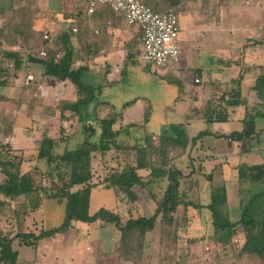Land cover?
Wrapping results in <instances>:
<instances>
[{"label":"crops","instance_id":"0c3cea01","mask_svg":"<svg viewBox=\"0 0 264 264\" xmlns=\"http://www.w3.org/2000/svg\"><path fill=\"white\" fill-rule=\"evenodd\" d=\"M247 3L249 4V0ZM250 3H256L261 9V16L255 28L252 24L255 20H251V29H246L247 36H244L245 42L242 46L234 42H230L226 47L219 46L212 37L214 30L205 36L200 30L205 31L206 29H203L197 20H193L192 26L181 33L180 38L186 35L190 48H195L193 45L195 46V42L202 36L205 40L202 43L205 49L201 45L202 47H198L196 52L193 49L191 53L199 54L205 51L204 57L209 59L206 64L199 55L200 59L195 62L192 58L194 55L187 51L185 59L181 58L180 54L179 61L167 68L168 72L166 70L163 75L160 74V77L168 82L170 87L177 84L185 89L184 98L188 99L189 106L187 109L179 107L181 121H169L166 117V110H164L165 118L163 119V110L160 105L153 102L154 105L151 103L147 122L124 124V120H120L115 125V129L122 126L131 129L139 127L147 129L146 136L153 139L161 135L162 125L184 124L190 138L206 133L188 148L185 155L175 161V165L185 175H189L190 171L194 170L190 177L181 181V188L189 200H197L204 206L196 209L195 213L194 207L186 210L182 207L181 216L185 217V221L182 220L184 226L179 228L180 230L186 231L195 222H200L203 227V221H201L203 215L208 214L211 218L207 205L210 203L214 186H226L228 211L231 218L229 208L231 186H236L240 196L238 201L241 204L243 199L244 204L245 200L251 201L256 194L260 193L255 192L258 186L264 185L263 182L254 184L247 182L241 187L237 170L242 163L250 166L264 164V99H261L255 90L257 79L264 76V0H250ZM29 16H33V32L27 35V31L21 33V30L22 26L28 22ZM74 29L76 31H73ZM45 34H50L51 41H44ZM62 34L70 37L75 48V66L88 67L89 72L95 74L93 80L101 82L99 85L101 87L100 98L104 99L100 101L105 104H102L100 108L107 107L110 112H113L111 107L115 106L113 105L115 101L120 106H125L121 101L122 93H119L118 89L115 92L112 91L114 89L112 87L124 79L122 73L128 71L127 63L133 56L131 51L133 47L138 45L142 51L140 29L129 25L122 15L114 13L105 6H99L95 13L87 14L85 0H0V51L6 54L12 52L21 54L24 60L18 71L9 67L11 69L9 73L2 75L0 79L5 82L0 84V146L5 143L9 144L12 152L22 157L20 171L33 174L35 179H37V173H42L38 169L42 171L47 169L46 162L37 159V150L44 136L55 140L68 137L67 142L60 143L58 151L63 147L69 149V135L72 134V129H68L67 125L73 122V118L77 119L73 112L65 109L66 105L77 101L75 86L68 82H57L55 79L42 75L40 64L41 50L48 44L58 41ZM217 52L221 57L216 56ZM227 58H235V61L229 63ZM149 69L151 71L153 66L150 65ZM28 76L33 77L29 82L27 81ZM239 77H242V81L237 86L233 84V81ZM197 79L199 82H196ZM220 88H226L229 92H238L241 103L228 106L227 121L208 123L205 118L206 106L209 100L221 93ZM117 93H119L118 99L113 98L112 96ZM177 95L176 90L174 96L166 102L167 105L173 106V114H176L178 109ZM248 116L255 118V131L250 138L240 141L224 137L233 132H242ZM24 117L33 121L35 119L42 121L41 126L37 128V131L41 132L39 136L33 135V129L36 130V126L32 129L18 127L17 122ZM156 120H158L155 126L157 131H151L150 126ZM52 125H56L53 127L54 130ZM67 131L70 132L66 134ZM189 158H192V163ZM27 162L31 163V170L27 168L29 171L25 165ZM209 175L211 178H208ZM196 178L200 179L197 183L193 181ZM58 179L59 177L53 173L44 181H49L50 186L52 181ZM4 180L5 175L0 168V183ZM194 184L202 185L203 189L196 193ZM167 185V180L156 182L152 185V190L156 194L160 193L158 195L161 197V192ZM49 186L44 184V188ZM154 189H158L159 192ZM241 189H243L245 198L240 194ZM187 192L194 197L191 198ZM147 195L149 196L147 201H141L140 198L134 205L130 206L125 203L127 217L129 208L134 216H151L145 213L149 210L153 211L152 215L154 214L156 203L149 194ZM37 201L39 205L36 204ZM116 201L120 203L117 198ZM145 203V207L140 209V206ZM241 207L243 209L242 204ZM65 212V203L52 198H44L39 192L22 194L15 198L0 194V233L10 237H15L21 232L40 233L42 230L60 226L65 219ZM90 213L95 212L90 210ZM187 217L191 221L187 222ZM81 223L73 222V227L68 232L43 239L35 248L23 245L18 238L15 239L12 246L18 252L17 264H99L101 259H104V263L107 264L110 257L116 258V264H131L119 261L113 254L120 240V232L113 225L102 222L84 223L89 226L87 229L84 227L82 229L83 223ZM91 227L98 232L99 236L91 237ZM104 230L113 231L112 235L115 239L113 248L109 245V249L105 247L108 237L105 238L101 234ZM155 233H158L157 230L148 233L147 248L148 252L149 248L152 251L156 250L152 255L158 258V264H160L161 239L159 234L151 236ZM147 254L144 256L143 264H149Z\"/></svg>","mask_w":264,"mask_h":264},{"label":"trees","instance_id":"16d2710c","mask_svg":"<svg viewBox=\"0 0 264 264\" xmlns=\"http://www.w3.org/2000/svg\"><path fill=\"white\" fill-rule=\"evenodd\" d=\"M143 4L151 7L156 12L174 10L180 16L177 8L182 0H167L169 7L161 10L158 2L154 0H140ZM195 3L197 0H191ZM226 0H218L219 4ZM230 0H227L228 7ZM261 1V0H257ZM218 5V4H217ZM33 16H29L28 22L23 25L21 33H32ZM259 43V42H258ZM264 43V42H263ZM46 56H40L42 75L57 82H68L77 90V101L66 105L65 109L74 113L77 122L82 124L84 139L75 149L63 147L58 151L62 137L59 140L44 136L41 141L38 160L46 162L47 177L56 174L59 179L52 181L48 188L39 184L31 173H22L20 165L22 157L15 155L9 144L0 146V168L5 175V180L0 183V194L6 197L15 198L22 194L33 192L42 193V197L52 198L66 204L65 219L58 227L42 230L40 233L21 232L15 237L0 233V264H17L18 252L13 249V241L19 239L23 245L37 247L41 240L54 237L56 234L66 233L73 227V222L95 223L102 222L113 225L120 232V240L117 249L113 253L119 261L130 262L131 264H143L144 256L148 252L147 237L151 231H158L161 239L160 264H165L163 258H167L165 246L178 242V230L183 227L181 208L204 207L197 200H189L187 194L181 188V181L190 177L175 165V161L186 154L188 148L206 135L201 133L190 138L184 124H173L164 130L157 138H148L144 145H122L118 138L127 127L115 129L119 116L110 114L107 117L100 115V106L105 104L100 101L101 87L85 82V74L89 72L86 66L76 67L74 60L75 48L67 34H62L58 41L48 44L45 48ZM23 56L17 53L4 55L0 59V79L11 70L7 63H14V70L18 71L23 63ZM242 77L233 81L239 86ZM5 82L0 80V84ZM219 94L209 100L206 106L205 118L208 123L225 122L228 120V106L240 104L241 99L237 93L220 88ZM255 90L261 99H264V76L257 79ZM133 102L127 103L124 107H130ZM92 110L90 115L89 111ZM122 118V114H119ZM149 119L146 113L145 121ZM255 118L248 116L245 121V129L242 132H233L224 137L248 139L254 133ZM116 153V166H110L105 177L100 181L94 180L93 159L96 154L105 156ZM192 158H189L190 163ZM40 170V169H38ZM51 170V171H50ZM238 178L241 187L249 182L264 183V164L250 166L242 163L237 167ZM53 171V172H52ZM211 178V175L208 176ZM167 180L165 190L156 194L152 185L156 182ZM104 188L112 190L120 202L127 205H134L139 201L140 196L137 189L149 194L156 203V209L151 216H134L132 210L128 209V217L125 219L118 212L112 209L101 208L94 214L90 213L91 196L93 189ZM240 194L243 196V189ZM264 196V192L256 194L250 201L256 202ZM39 201V200H38ZM37 201V205L39 202ZM242 216L232 221L228 211V194L225 185L214 186L211 191V200L207 209L211 213V224L215 234L221 236L222 240L229 243L239 235L243 241L242 253L256 255L264 264V218L251 211L249 205H243ZM187 222L190 220L186 218ZM191 221V220H190ZM202 237H195L189 240L190 243H198ZM99 264H105L101 259Z\"/></svg>","mask_w":264,"mask_h":264},{"label":"rangeland","instance_id":"374dc122","mask_svg":"<svg viewBox=\"0 0 264 264\" xmlns=\"http://www.w3.org/2000/svg\"><path fill=\"white\" fill-rule=\"evenodd\" d=\"M155 1L158 2V5L161 10L169 7L167 4V0H154V2ZM216 1L218 0H197L195 3H191V0H182V3L177 6V8L181 11L180 19L184 24V29L188 30L189 27L192 26L193 20H197L199 23H201L202 28L206 29L205 31L200 30V32H203L205 36H208L209 32L214 30L212 33V37L219 46L226 47L230 44V42H234L242 46L245 42L244 36H247L246 29H251V20H255L252 24L254 25V28L256 27V23L259 22L261 16V9L256 5V3H250V0L249 4L247 3V0H231L228 2V7H225L227 0L224 1V3L221 2V4L217 2L218 5L215 3ZM210 23L215 24L211 25ZM203 25H208V27H203ZM204 41V38L201 36L199 40L195 42V46L193 45V47L195 48H190V44L186 38V35L181 36L178 41L181 58H186L187 51L191 53L193 49H195L194 52H196V49H198V47L203 46L204 48V45L202 44L204 43ZM133 48L134 49L131 50L133 56L129 58V62L127 63V66H129L128 71L124 74L122 73L124 79L118 82L117 84L113 85L112 87L114 88L112 89V91L114 90L115 92V90L118 89L119 93H122L121 101L123 105H126L130 102H133V104L130 107L125 108L120 106L118 103H115L116 101L114 102V100H112V102H114L113 105H115L114 107H111L113 112H110L107 107L100 108V115L107 117L109 116V114L113 113L119 116L118 121L124 120V124L136 122L140 123L145 121L147 112L148 114H150L149 111H151V103L152 105L156 103L160 105L161 109L163 110V119L165 118L164 110H166V117H168L169 121H181V118H179V116L181 115L179 107L183 109L185 107L187 109L189 106V102H187L188 99L184 98V87L181 88V86L177 84H173V87H170L168 82H166L160 77V74L162 73L163 75V72H165L166 70L168 72V69H163L161 72H158L156 69H154L155 67H153V71H149L150 65L145 60H143L142 57H139V55L141 54L139 46L135 45ZM217 53L218 54L216 56L221 57L219 52ZM191 55H194V57L192 58L195 62L200 59L199 55L201 58L204 59V63L207 64L209 62V59L207 60V58L204 57L205 51L200 52L199 54L191 53ZM213 58L215 59L216 57ZM234 59L235 58H227L229 63L235 61ZM94 77V73L88 72L87 74H85V82L92 83L94 85H100L101 82L94 81ZM176 90L178 93V102L176 105L178 106V109L176 114H173V106L167 105L166 102L174 96ZM119 93L114 94L112 97L118 99ZM99 99L103 100L104 98L101 97ZM157 110L161 111L160 109ZM91 112L92 110L90 109V115L92 114ZM119 114L123 115L122 118ZM157 122L158 120H156L150 126L151 131H157L155 130ZM41 123L42 121L40 119H35V121H33L27 117H24L23 119H20L17 122V125L19 128L27 127L31 129L36 126V130L33 129V135L39 136L41 132L37 131V128L41 126ZM55 126L56 125H52L53 130V127ZM169 126L170 125H162L161 133L166 130ZM67 128L72 129V134L69 135V149H75L78 145L82 143L84 139V136L82 134V124L78 123L76 118H73V122H71V124L69 123V125H67ZM146 131L147 129L141 127L135 129H131L130 127H128L127 132H123L120 135V138H118V141L122 145H144L145 140L147 139ZM68 132L70 131H67L66 134ZM192 133L194 134V131ZM63 140L66 139L64 138ZM63 142L65 143V141ZM115 154L116 153L112 152L111 154H106L105 156H102L101 154L95 155L93 159V171L95 174L94 179L96 181H100L105 177L107 171L111 169L110 166H116L115 161L112 160L115 158ZM35 155L36 154L34 153V156ZM25 165H27L26 169L30 168L29 170H31V163L28 164L27 162ZM40 171L42 172L41 174H36L37 180H39V184L43 186L44 184H47V186H49V181H44V179L47 178V170L42 171L40 169ZM199 180V178H196L193 181L197 183ZM202 189V185L197 186V184H194V190L196 191V193H199V190ZM155 191L159 192L158 189H156ZM137 192L141 198V201L148 200L147 198L149 196L147 195V193L140 189H137ZM255 192H264V185L258 186L255 189ZM189 196L191 198L194 197L190 194ZM229 196V208L231 212V219L232 221H236L241 218L243 211L240 201H238V199H240V196L238 193V189L235 185L231 186V188L229 189ZM243 198H245V195L243 196ZM145 205L146 203L142 204L140 206V209H143ZM243 205H249L251 207V211H255L257 216H259L260 218H264V196H262V198H260L254 203L245 200V203ZM101 208L113 209L119 212L122 216L124 215L125 219L127 218L126 204L123 202L118 203L112 190L95 189L93 191V198L90 210L91 212H97ZM195 210L196 208H194L193 210L194 213L196 212ZM145 213L147 215H152L153 211L149 210ZM183 219L185 221L184 216ZM201 221H203V227L202 225H200V222H195L186 231L180 229L178 230L179 241L174 244L170 243L168 246H165V251L167 254V258H163L165 264H261L260 258L258 256L242 253L243 241L239 235H236L231 242L227 243L225 242V240L221 239L220 235L217 236L215 234V229L211 224L210 215H203ZM88 226V224L83 223L81 228L83 229L84 227L85 229H87ZM112 233L113 231L111 230H104L101 233L105 238L108 237V243L105 245L107 249H109L108 245L109 247L113 248V243H115V239ZM90 235L92 238L99 236L98 232L95 231L93 227H91L90 229ZM156 235H158V233H155L151 236L154 237ZM195 237H202L203 239L198 243H190L189 240ZM155 252V249H153L152 251L149 248V252H147V259L149 260V264H158V258L153 257L152 255L155 254ZM115 259V257L108 258L107 264H116Z\"/></svg>","mask_w":264,"mask_h":264},{"label":"built area","instance_id":"2783aa9c","mask_svg":"<svg viewBox=\"0 0 264 264\" xmlns=\"http://www.w3.org/2000/svg\"><path fill=\"white\" fill-rule=\"evenodd\" d=\"M99 6H105L116 14L122 15L129 25L136 26L141 31V57L158 72L176 64L180 59L179 39L184 30L180 16L172 9L156 12L140 0H85L87 14H93ZM73 31H76L74 29ZM44 41H51L50 34L44 35ZM5 52L0 51V59ZM40 55L46 56L43 48ZM14 68V63H7ZM32 76L27 77L31 81ZM199 82V79L196 80Z\"/></svg>","mask_w":264,"mask_h":264}]
</instances>
